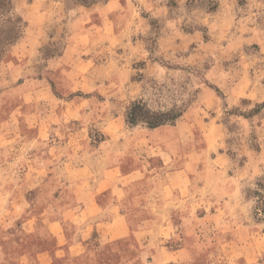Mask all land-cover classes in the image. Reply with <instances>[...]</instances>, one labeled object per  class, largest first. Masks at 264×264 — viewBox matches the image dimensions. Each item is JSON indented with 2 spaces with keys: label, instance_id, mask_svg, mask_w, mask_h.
Returning <instances> with one entry per match:
<instances>
[{
  "label": "crops",
  "instance_id": "0c3cea01",
  "mask_svg": "<svg viewBox=\"0 0 264 264\" xmlns=\"http://www.w3.org/2000/svg\"><path fill=\"white\" fill-rule=\"evenodd\" d=\"M121 2L107 0L97 8L102 17L97 24L98 32L102 34L95 35L94 26L86 25L83 18L82 29L70 36L62 52L47 58L45 70L53 74L62 71L64 84L41 75L33 79L36 85L32 88L27 82L17 81L0 90V111L10 106L7 118L14 116L20 125H33L34 146L44 138L50 143L45 157L35 156L37 174L24 172L17 188L27 186L28 192L39 191L54 206L56 201L61 204L57 209L51 205L38 211L10 209V205L4 209L1 202L9 194L5 183H0V264H98L94 249H108L110 256H125L118 245L125 241H132L130 247L137 251V257H122L121 264H202L200 252L214 246L211 240L218 232L231 236L236 233L240 237L239 241L234 238L231 241L225 236L226 250L254 246L251 242H240L250 228L241 222L247 208L245 213L238 214L235 207L240 202L236 178L219 183L224 164H217L215 157L206 162L211 152L194 145L191 120L186 112L174 125L148 129L127 128L124 116L110 109L117 101L104 95L112 92L106 89L119 88L126 82L132 86L131 74L112 59L97 63L91 54L104 55L105 43L121 39V34L115 36L108 31V15L117 11ZM33 4L30 2L28 6ZM22 15L33 33L18 48L23 56L29 57L54 38L43 31L49 20L47 14L24 10ZM249 32L245 43L257 44L261 50L263 31L254 28ZM189 37L198 39L196 33ZM242 74L227 86L226 94L233 104L252 98L248 79ZM14 76L13 73L10 78ZM61 88L67 94L61 93ZM139 95L138 92L135 96ZM200 95L208 96L212 102L211 88ZM63 123L70 128L61 133L60 137L65 139L60 140L56 137L57 127ZM4 126L0 128L2 144L12 136ZM153 159L159 165L154 166ZM35 160H28L33 167ZM58 163L68 167L63 179L55 173ZM45 169V177H39ZM58 183L61 188H57ZM12 219L20 220L19 229L24 231L20 233L28 238L10 239L9 236H14H8ZM11 248L21 252L14 253L13 258L7 254ZM217 262L222 263L214 259L210 264ZM223 263L264 264L262 227L261 260L252 263L249 259L231 257Z\"/></svg>",
  "mask_w": 264,
  "mask_h": 264
},
{
  "label": "rangeland",
  "instance_id": "374dc122",
  "mask_svg": "<svg viewBox=\"0 0 264 264\" xmlns=\"http://www.w3.org/2000/svg\"><path fill=\"white\" fill-rule=\"evenodd\" d=\"M245 1V5L240 6L238 0H122L117 11L108 15V31L115 36L121 34V39L105 43L107 47L104 55L91 54L95 62L112 59L113 63L131 74L132 86L129 87L130 83L126 82L116 89L107 88L106 91L112 92L104 94L117 101L116 105L112 104V108H109L124 116L127 128L131 127L126 122V113L130 105L141 98L152 111L181 112L182 115L186 112L185 115L191 120L190 132L195 137L194 145L201 149L206 147L208 153L211 152L206 162L215 157L217 164H224L223 173L218 176L219 183L236 178L240 187V202L235 207L238 214L245 213L247 208V215L244 218L241 216L242 221L240 218L234 220H240L250 228L240 242H251L254 246L246 250H226L223 247L225 236L231 241L232 238L238 240L240 237L237 238L236 233L231 236L218 232L211 240L214 246L200 252L202 264H210L214 259L223 263L231 257L249 259L252 263L261 260V227L264 230V218L255 215V199L251 192L256 188L257 180L264 175V110L251 119L226 113L234 108L247 113L256 104L264 102V47L261 46L260 50L257 44H246L244 40L251 29H261L264 33V0ZM30 2L34 4L28 6ZM104 2L106 0H96L88 7L90 10H84L78 0H13L10 14L0 18V90L17 81L27 82L28 87L32 88L36 85L33 79L41 75L55 80L57 84L59 79L64 84L63 72H47L45 61L62 52L70 36L78 28L82 29L83 18L86 25L91 23L94 26L92 31L95 35L102 34L98 32L97 24L102 21V17L97 8ZM215 2L218 7L210 11ZM24 10L36 15L38 12L47 14L49 20L43 31L54 38L37 51H32L29 57L23 56L22 50L18 48L24 38L33 33L23 18ZM194 33L198 39L189 37ZM13 73L15 76L11 79ZM242 73L248 79L252 98L241 99L233 104L226 94L227 86L236 82ZM207 88L212 90V102L208 96L200 95ZM60 92L67 94L65 88H61ZM138 92L140 95L135 96ZM11 108L5 106L0 111V128L6 125L4 122L8 119V125L4 127L12 135L9 142L0 143V183H5L4 188L9 194L1 204L4 209L10 205V209L17 210L20 207L26 211L49 209L51 205L57 209L61 205L59 202L56 201L57 206H54L39 191L28 192L27 186L20 190L16 186L24 172L32 176L37 174L39 170L35 156L39 159L45 157L50 143L44 138L34 146L33 125H20L14 116L7 118ZM68 126L63 123L57 127L58 139H65L60 136L66 133L70 128ZM255 146H259L258 151ZM259 151L260 154H257ZM29 159L35 160L34 167ZM159 163L153 159L154 166ZM55 168L58 178L63 179L68 173L66 164L58 163ZM45 172L46 169L39 177L44 178ZM59 185L55 187L61 188ZM11 221L8 224V236H14H9L10 239L18 241L29 237L26 235L25 238V234L20 233V220ZM8 244L15 247V244ZM131 244L132 241H125L118 245L127 258L132 256L135 259L137 251L131 249ZM108 251L101 248L93 250L98 264L122 263L124 255L110 256ZM16 252L21 250H7V254L13 258Z\"/></svg>",
  "mask_w": 264,
  "mask_h": 264
},
{
  "label": "trees",
  "instance_id": "16d2710c",
  "mask_svg": "<svg viewBox=\"0 0 264 264\" xmlns=\"http://www.w3.org/2000/svg\"><path fill=\"white\" fill-rule=\"evenodd\" d=\"M95 1L96 0H78V4L84 7H89L90 5L94 4ZM245 3V0H238V4L240 6L245 5ZM12 6L13 0H0V18H6L12 10ZM217 7L218 3L215 2V4L210 8V11H215ZM8 43H10V41ZM263 110L264 102L256 104L255 107L247 113H242L237 108L227 111L226 113L229 116L234 115L241 116L245 119H251ZM181 115V112L175 113L173 111H152L147 107L146 103L141 98L130 105L126 113V122L131 128L138 125H143L148 129H154L160 126L174 125ZM255 150L258 151L259 146H255ZM251 195L255 199V215H260L262 218H264V175L257 180L256 188L251 192Z\"/></svg>",
  "mask_w": 264,
  "mask_h": 264
}]
</instances>
